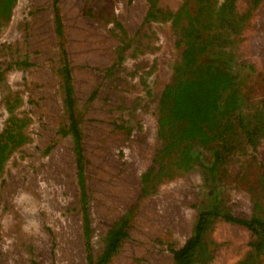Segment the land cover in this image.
I'll list each match as a JSON object with an SVG mask.
<instances>
[{"label":"rangeland","instance_id":"obj_1","mask_svg":"<svg viewBox=\"0 0 264 264\" xmlns=\"http://www.w3.org/2000/svg\"><path fill=\"white\" fill-rule=\"evenodd\" d=\"M185 1L58 0L60 38L53 0H17L0 32V138L13 127V114L26 124L18 128L22 143L0 169V264H88L85 210L94 257L103 252L111 225L131 212L129 236L110 264H174L173 251L208 206L201 167H185V149L202 147L206 138L186 131L207 129V111L221 119L237 115L229 91L183 121L173 120L168 107L162 113L166 88L178 76L188 83L196 78L178 74L184 47L170 21L140 28L152 4L178 11ZM235 11L246 17L227 50L240 90L257 104L264 97V0H237ZM65 56L81 118L85 200L75 139L66 133ZM258 141L255 165L263 173L264 131ZM158 160L167 174L144 195L143 175ZM248 164L246 157L235 159L224 187L228 206L246 218L253 213L250 187L258 177ZM14 178L20 186L6 201ZM30 181L36 195L25 190ZM210 238L212 264H239L252 252L251 232L243 226L218 220Z\"/></svg>","mask_w":264,"mask_h":264},{"label":"trees","instance_id":"obj_2","mask_svg":"<svg viewBox=\"0 0 264 264\" xmlns=\"http://www.w3.org/2000/svg\"><path fill=\"white\" fill-rule=\"evenodd\" d=\"M236 1L224 0L221 5H217V0H186L178 11H168L152 4L140 28L141 30L146 28L153 21H170L179 36L178 45L184 47L178 74L188 71L196 78L193 83H188L178 76L176 82L166 88L162 101L164 115H167L165 107H168V111L173 113V120L176 122L186 120L196 113L198 106L200 108L213 106L215 103L213 97L224 91L232 94L237 112L235 119H221L215 118L211 111H207L202 114L204 115L202 121L206 122L207 129L190 128L186 131L193 139L206 138L202 147L185 149L188 156L185 167L194 165L201 167L208 206L199 210L193 232L184 245L173 251L174 264H212L215 242L210 235L218 220L243 226L251 232L252 252L239 264H264V172L259 173L260 170L258 171L255 165L257 157L254 154L259 137L264 131V97L255 104L244 96L237 74L233 70V55L227 50L232 45L234 35L239 34L246 17L239 16L235 11ZM258 2L259 0H255L256 4ZM16 3L17 0H0V32L11 21ZM53 9L56 32L63 38V22L58 0H53ZM126 46L127 44L122 49ZM64 60L67 73L62 82L63 103L69 122L66 133L69 131L75 139L78 174L85 200L81 118L66 56ZM219 73L224 76L222 80L218 76ZM10 120L13 127L0 138V169L10 154L22 143V133L18 128L26 124L14 114ZM209 140L211 142H208ZM241 157L248 160V170L258 174L255 185L250 187L253 213L248 218L237 216L228 206L225 197V180L230 174V167L235 159ZM155 164L143 175L144 195L149 193L148 187H156L167 171L168 167L163 160H158ZM130 219L131 212H128L111 225L106 234L103 252L94 257L91 248V223L88 211L85 210L88 264H110L129 236Z\"/></svg>","mask_w":264,"mask_h":264},{"label":"bare ground","instance_id":"obj_3","mask_svg":"<svg viewBox=\"0 0 264 264\" xmlns=\"http://www.w3.org/2000/svg\"><path fill=\"white\" fill-rule=\"evenodd\" d=\"M35 180L37 181L38 180V178H36V179H34L33 178V182H35ZM32 181H30L31 183L29 184V185H27L26 187H25V190H26V188H30L31 190H32V192L33 193H35V195H36V193L38 192L37 190H36V188H35V186H32ZM35 184V183H34ZM36 185V184H35ZM19 183H17V181L15 180V178L14 179H11V181H10V183L8 184V187H7V189H6V193H5V197L4 198H6L5 200L6 201H10V195L11 194H15L17 191H18V188H19ZM20 190V189H19ZM8 191H10V193H8ZM31 193V192H30ZM39 194V193H38ZM12 206V205H11ZM13 207V206H12Z\"/></svg>","mask_w":264,"mask_h":264},{"label":"clouds","instance_id":"obj_4","mask_svg":"<svg viewBox=\"0 0 264 264\" xmlns=\"http://www.w3.org/2000/svg\"><path fill=\"white\" fill-rule=\"evenodd\" d=\"M24 198H25V197H23V196H22V197H20V199H24ZM29 227H30V228H35V227H36V225H35V223H31V224L29 225Z\"/></svg>","mask_w":264,"mask_h":264}]
</instances>
